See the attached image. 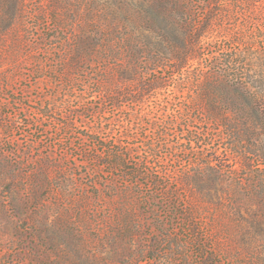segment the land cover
<instances>
[{
	"label": "rangeland",
	"instance_id": "374dc122",
	"mask_svg": "<svg viewBox=\"0 0 264 264\" xmlns=\"http://www.w3.org/2000/svg\"><path fill=\"white\" fill-rule=\"evenodd\" d=\"M18 1L0 0V264H264V182L198 111L172 123L179 82L147 62L170 35L133 29L162 4L216 14L192 65L205 77L243 17L220 0H20L15 16ZM148 69L166 88L116 108L123 72ZM112 151L125 167L107 166Z\"/></svg>",
	"mask_w": 264,
	"mask_h": 264
},
{
	"label": "trees",
	"instance_id": "16d2710c",
	"mask_svg": "<svg viewBox=\"0 0 264 264\" xmlns=\"http://www.w3.org/2000/svg\"><path fill=\"white\" fill-rule=\"evenodd\" d=\"M19 1L14 7L13 15L15 16L22 10ZM211 2L214 1L206 0L207 7ZM217 2L236 10V14L243 17L246 23H241L235 27V30L222 35V42L229 41L233 47L226 49L228 53H225L224 58L218 61L220 64L218 70L205 77L195 76L192 65L202 56L200 52L203 46L202 39L204 34L209 33V28L213 30L216 14H209L210 12L207 13L206 10L201 17L189 8L175 6L172 11H169L167 4H162L145 10V21H140V25H136L133 29L142 33V40L150 44L153 41L152 33L166 32L170 35V39L167 40L170 47L160 45L163 50L160 56L148 54L151 57L147 62H155L159 65L171 64L174 80L176 83L179 82L174 86V94L181 97V102L186 106H179L181 102L176 105L172 123L175 124L185 118V114L198 111L202 121L197 120L194 123L213 129L211 131L213 136L217 135L226 142L227 153L235 158L237 164L249 171L252 176H255L254 178L264 182V172L253 174L254 163L264 165V0H220ZM158 10L159 14L156 13ZM162 10L168 11L170 19H164ZM222 14L224 17L228 16V12L222 11ZM243 48L245 50H242ZM143 57L147 58L143 53L131 55L134 60ZM153 72L155 71L150 69L146 73L136 70L131 74L123 72L120 79L122 90L111 95L114 98L115 107L120 109L126 103H141L142 98L148 93L166 88L164 79L154 75ZM188 85L191 86L186 87ZM111 132L112 129L107 131V134L111 136ZM196 134L201 135L198 132ZM195 138L190 139L191 145L203 144L202 139ZM107 139L114 141L117 145L122 144V139L114 136ZM148 149L146 153L150 157L157 154L158 148L155 144H149ZM214 152L209 162L218 164L219 159L216 157L218 152ZM107 158L110 160L107 166L115 168L126 166V155L122 152L112 151ZM130 170L133 172L128 176L139 174L134 169Z\"/></svg>",
	"mask_w": 264,
	"mask_h": 264
}]
</instances>
